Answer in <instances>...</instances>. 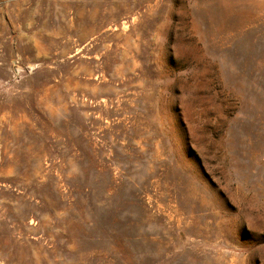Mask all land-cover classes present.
<instances>
[{"label": "rangeland", "instance_id": "rangeland-1", "mask_svg": "<svg viewBox=\"0 0 264 264\" xmlns=\"http://www.w3.org/2000/svg\"><path fill=\"white\" fill-rule=\"evenodd\" d=\"M0 264H264V0H0Z\"/></svg>", "mask_w": 264, "mask_h": 264}]
</instances>
